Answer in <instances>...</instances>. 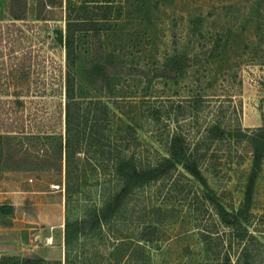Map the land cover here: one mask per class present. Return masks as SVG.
I'll list each match as a JSON object with an SVG mask.
<instances>
[{"label":"rangeland","instance_id":"374dc122","mask_svg":"<svg viewBox=\"0 0 264 264\" xmlns=\"http://www.w3.org/2000/svg\"><path fill=\"white\" fill-rule=\"evenodd\" d=\"M68 11L88 21L74 32L73 61L56 38ZM69 77L77 99L110 107L105 156L83 126L72 137L79 159L66 161ZM212 123L224 138L207 134ZM260 127L264 0H0V264H264V153L247 221L225 226L204 195L240 207L247 137ZM174 133L209 189L176 166L74 242L66 262L64 223L118 189L117 155L156 164Z\"/></svg>","mask_w":264,"mask_h":264},{"label":"trees","instance_id":"16d2710c","mask_svg":"<svg viewBox=\"0 0 264 264\" xmlns=\"http://www.w3.org/2000/svg\"><path fill=\"white\" fill-rule=\"evenodd\" d=\"M14 18H22L14 15ZM66 18L67 30L63 39L61 31L56 32V38L64 44L66 57L69 60L75 59V49L73 47L75 30L85 29L87 22L85 19H77L79 15L68 11ZM77 16V17H76ZM117 68V67H116ZM116 68L110 71L111 74H116ZM110 107L101 99L90 98L86 101L77 99L74 96L73 78H68L65 89L64 102V124H65V158L69 163L71 159H79L80 150L78 145L79 139H73L76 134L82 133L83 126L89 130L90 142H95L99 146V155L105 156L109 150L104 149V144L101 143L106 126L109 124ZM86 129V128H85ZM84 130V128H83ZM207 134L212 138L222 139L226 135V130L217 123H212L207 129ZM30 138H39L37 135H31ZM248 140L252 146V164L250 173L245 185L244 197L240 207L229 212L223 207L217 199L204 193L214 207L215 212L220 217L221 222L225 226L237 227L241 222L247 221L249 210L252 205L253 191L256 177L261 169V160L264 153V127L256 130V133L248 135ZM94 152V150H87ZM168 156L162 158L159 162L153 165H141L137 162L133 155L118 154L111 165V172L116 176L119 187L109 196L103 203L97 206H92L81 219L66 221L64 223V245L66 262L68 259L67 251L71 245L81 237H89L95 235L101 228L115 219L122 209L127 197L137 188H140L154 180L160 179L167 175L176 166H181L189 175L198 181L204 189L208 190V183L201 169L198 166L197 160L190 151L189 145L185 136L181 133H174L169 141ZM69 175V172H68ZM108 238H112L107 234ZM106 238V237H105ZM143 240L147 239L146 234L142 235ZM118 239V238H116ZM107 240V239H106ZM122 242L121 239L119 238ZM42 259H37L34 264H41ZM30 259L25 258L21 264H29ZM67 264V263H66Z\"/></svg>","mask_w":264,"mask_h":264}]
</instances>
